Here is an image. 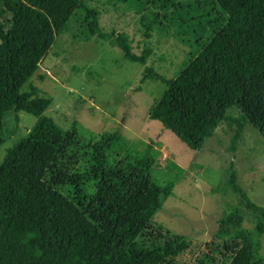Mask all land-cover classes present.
I'll use <instances>...</instances> for the list:
<instances>
[{"label":"trees","instance_id":"obj_1","mask_svg":"<svg viewBox=\"0 0 264 264\" xmlns=\"http://www.w3.org/2000/svg\"><path fill=\"white\" fill-rule=\"evenodd\" d=\"M125 1L138 11L156 5L160 25L179 19L197 46L173 78L144 67L140 81L165 83L149 119L193 150L229 120L232 142L245 123L264 137V0H201L195 15L182 14L179 0ZM76 9L88 33L116 46L124 60L144 64L149 54L132 52L122 32L102 31L83 0H0V17L7 14L0 18V145L8 111L15 121L19 111L35 117L0 160V264H264L258 218L246 227L232 207L203 242L174 232L153 218L174 179H156L150 146L120 154L118 130L84 136L75 120L62 128L43 113L51 99L29 79Z\"/></svg>","mask_w":264,"mask_h":264},{"label":"rangeland","instance_id":"obj_2","mask_svg":"<svg viewBox=\"0 0 264 264\" xmlns=\"http://www.w3.org/2000/svg\"><path fill=\"white\" fill-rule=\"evenodd\" d=\"M179 1L185 6L182 14L202 11L201 0ZM83 3L97 11L102 31L122 32L132 52L139 54L148 49L149 54L144 64L124 60L116 46L88 33L84 11L76 9L29 79L51 99L43 113L62 128L75 120L84 136L118 130L120 154H142L150 146L155 155L152 171L156 179L160 183L174 179L172 194L153 217L170 230L203 242L216 228L222 213L232 207L242 215V225L251 228L257 218L264 225V217L247 207L240 192L233 190V185L238 187L253 204L264 209V137L255 128L245 123L232 142L236 125L224 121L199 150H193L158 121L147 117L165 83L149 78L140 81L144 67L173 78L197 49L190 33H184V24L179 19L158 24L160 15L154 18L158 9L151 3H145L141 11L125 0ZM171 9L167 13L174 17ZM204 27L205 34L211 33L209 26ZM230 114L239 116L234 110ZM17 115V121L12 111L5 115L6 139L0 145V160L6 147L35 120L24 111ZM260 241L259 252L264 255V233Z\"/></svg>","mask_w":264,"mask_h":264}]
</instances>
